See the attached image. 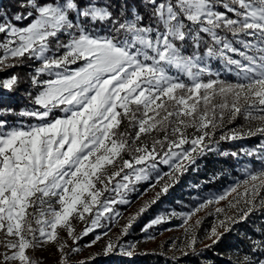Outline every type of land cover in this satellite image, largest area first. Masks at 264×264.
<instances>
[{"label": "snow or ice", "instance_id": "obj_1", "mask_svg": "<svg viewBox=\"0 0 264 264\" xmlns=\"http://www.w3.org/2000/svg\"><path fill=\"white\" fill-rule=\"evenodd\" d=\"M25 66L26 78L11 71ZM3 73L0 93L30 90L19 110L0 95V264H40L47 247L57 264H135L137 244L122 237L210 153L243 164V179L140 231L154 239L149 230L179 219L172 264H213L207 251L264 216V0H0ZM145 182L155 195L110 235ZM211 205L200 240L193 217ZM253 231L230 264H264V226Z\"/></svg>", "mask_w": 264, "mask_h": 264}, {"label": "rangeland", "instance_id": "obj_2", "mask_svg": "<svg viewBox=\"0 0 264 264\" xmlns=\"http://www.w3.org/2000/svg\"><path fill=\"white\" fill-rule=\"evenodd\" d=\"M226 75L227 74H225V76ZM26 90H30L28 84L26 85L25 91ZM25 91L23 93V96L21 97L22 100L20 101V106L18 110L27 104V100L25 99L24 96ZM14 119H15L14 117H9L10 121ZM242 166L243 164H240V167ZM240 174L241 175L233 176L231 178V182L228 185L206 195L199 193L201 187L199 189L190 187V185L198 184V183H194L192 180H189L187 186L183 187L181 190L182 195L176 197L172 202L160 200V204L157 206V208L156 209L150 208L147 213H145L142 217H140L136 222V224L133 226V229L129 232L128 235L122 237V240L126 243L127 242L136 243L138 253L154 252L164 256L171 257L172 255L171 247L173 242L175 241L177 244H180L185 239L183 228L178 227V225L182 224V221L179 219H171L167 223L163 225H158L156 226L155 229L149 230L148 235L154 236V239H147L145 234L140 231V229L144 226V224H146L155 215L159 213H167L172 209H175L176 211H185V212L194 211L195 207L199 203V199L198 198L193 199V197H202V196H209L213 193L215 194L222 193L223 190L226 189L229 185H232L237 180L243 179V174L241 173V171ZM147 187H148L147 182L138 185L139 191L138 193L132 194L130 205L120 206V211L123 212V216L119 220V222L112 228V232L110 233V235L118 234L120 231V225L125 223L127 217L130 214H134L136 211H138V208L145 200L151 199L155 195L154 191L145 192L144 189ZM167 196H170V192L168 193ZM177 201H181L182 203L177 204ZM214 207L215 205H211L208 208L204 209L203 211L196 213V216L193 217V221L196 218L201 219V224L199 225L198 228L195 229L196 235L198 237H202L201 240H204L205 233L211 229L213 223L216 220L214 214L212 215L209 214V212H214ZM261 220H264V216H260L258 214L252 216L249 221L248 227H252V229H254L255 227L264 226L261 224ZM102 223L106 224L107 221L103 220ZM97 231L99 232L100 229H97ZM92 238H94L92 235L86 237L83 241H81V244L83 245L88 243V241ZM204 242L207 243L208 241L205 240ZM102 243H104L103 240L90 249H84V251L81 252L79 255L73 257L74 261L85 259L91 253L99 251L100 244ZM200 246H204L203 243H200L198 245V247ZM34 255L40 261V264H57L58 262V255L56 253V250L51 247H47L43 250H37L34 253Z\"/></svg>", "mask_w": 264, "mask_h": 264}, {"label": "trees", "instance_id": "obj_3", "mask_svg": "<svg viewBox=\"0 0 264 264\" xmlns=\"http://www.w3.org/2000/svg\"><path fill=\"white\" fill-rule=\"evenodd\" d=\"M11 71L18 73L21 77L26 78L29 69L25 66L22 68L12 69ZM9 74L10 73H3L0 75L7 76ZM225 78L234 79V77L228 75H226ZM26 85L27 83L22 82L19 85L17 91L11 94L7 92L0 93V95H2L4 98V103L13 106L18 110L20 101L22 100L21 97L23 96ZM242 122V120H237L235 124L228 125V127H235L236 124H240ZM258 142V138L254 137L241 141L221 142L219 147L220 151H236L241 147H252ZM199 164L200 168L198 171L193 172L189 170V172H187L181 178L180 182L176 184L174 188L170 189V196L163 197L161 201L164 200L172 202L176 197L182 195L181 190L183 187L187 186L189 180H192L194 183L200 184L201 188L199 193L206 195L228 185L231 182V178L233 176L241 175L240 165H237L231 157H222L214 153H210L209 155L201 158ZM212 176H216L217 178L215 180H210ZM159 204L160 201H158L151 208L156 209ZM249 221L247 223H242L234 226L233 231L229 234H226L221 242L214 246V250L207 251L204 254L205 257L208 260H211L213 264H230V257L232 261L236 259L234 249L239 247L244 251H247L245 247V240L243 239L241 233L246 232L253 235L255 234L252 227H248ZM201 238L202 237H199L200 240ZM199 244L200 243H198V245ZM200 248H203V246H200ZM145 253H140V255L135 258V264H172L170 256H164L154 252ZM96 264H112V261L99 260L96 262ZM180 264H197V262L195 260L182 259L180 261Z\"/></svg>", "mask_w": 264, "mask_h": 264}]
</instances>
